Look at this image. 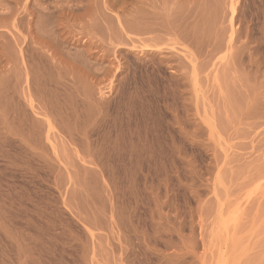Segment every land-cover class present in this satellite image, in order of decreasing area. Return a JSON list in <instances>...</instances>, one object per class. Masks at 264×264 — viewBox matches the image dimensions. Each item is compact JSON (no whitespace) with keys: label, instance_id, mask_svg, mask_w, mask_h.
Listing matches in <instances>:
<instances>
[{"label":"rangeland","instance_id":"1","mask_svg":"<svg viewBox=\"0 0 264 264\" xmlns=\"http://www.w3.org/2000/svg\"><path fill=\"white\" fill-rule=\"evenodd\" d=\"M0 264H264V0H0Z\"/></svg>","mask_w":264,"mask_h":264}]
</instances>
